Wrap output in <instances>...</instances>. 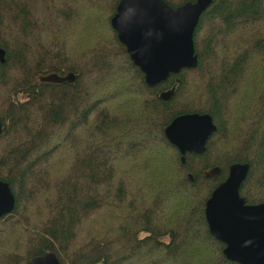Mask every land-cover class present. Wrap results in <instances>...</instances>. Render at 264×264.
I'll list each match as a JSON object with an SVG mask.
<instances>
[{"label":"trees","instance_id":"obj_1","mask_svg":"<svg viewBox=\"0 0 264 264\" xmlns=\"http://www.w3.org/2000/svg\"><path fill=\"white\" fill-rule=\"evenodd\" d=\"M119 2L0 0V180L16 196L0 264L49 251L61 264H239L205 207L237 162L250 164L241 195L264 202V0H214L195 29L197 67L154 87L111 24ZM186 113L217 130L182 162L165 129Z\"/></svg>","mask_w":264,"mask_h":264},{"label":"water","instance_id":"obj_2","mask_svg":"<svg viewBox=\"0 0 264 264\" xmlns=\"http://www.w3.org/2000/svg\"><path fill=\"white\" fill-rule=\"evenodd\" d=\"M214 0L189 1L173 7L166 0H120L111 20L121 43L131 60L154 87L171 74L185 68H196L194 34L202 14ZM0 62H6V50L0 47ZM53 83L74 82L76 75L51 73L42 77ZM175 87L161 92L164 101L172 98ZM2 126L0 124V130ZM217 130L211 114L186 113L175 117L165 129L167 139L181 153L182 162L187 152L201 154ZM250 170L248 162L230 166L227 178L212 192L206 202L205 215L210 233L226 247V257L239 264H264V202L249 204L240 189ZM220 167L211 176L220 174ZM191 180L193 176L190 174ZM16 196L10 184L0 180V217L15 209ZM30 264H61L55 251L38 255Z\"/></svg>","mask_w":264,"mask_h":264}]
</instances>
